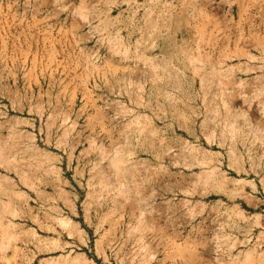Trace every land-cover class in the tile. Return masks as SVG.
Instances as JSON below:
<instances>
[{
    "label": "rangeland",
    "instance_id": "1",
    "mask_svg": "<svg viewBox=\"0 0 264 264\" xmlns=\"http://www.w3.org/2000/svg\"><path fill=\"white\" fill-rule=\"evenodd\" d=\"M0 264H264V0H0Z\"/></svg>",
    "mask_w": 264,
    "mask_h": 264
},
{
    "label": "bare ground",
    "instance_id": "2",
    "mask_svg": "<svg viewBox=\"0 0 264 264\" xmlns=\"http://www.w3.org/2000/svg\"><path fill=\"white\" fill-rule=\"evenodd\" d=\"M112 166L115 169L118 177H120V178L124 177L127 173H130V170H128L127 168H125L123 166L120 159H115L112 162ZM121 193H123L124 195H126L128 197L130 196V190L127 188H124Z\"/></svg>",
    "mask_w": 264,
    "mask_h": 264
}]
</instances>
